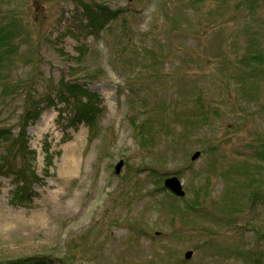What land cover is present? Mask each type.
I'll return each mask as SVG.
<instances>
[{"label":"rangeland","instance_id":"1","mask_svg":"<svg viewBox=\"0 0 264 264\" xmlns=\"http://www.w3.org/2000/svg\"><path fill=\"white\" fill-rule=\"evenodd\" d=\"M83 1L120 17L97 37L76 0H0V22L17 13L26 32L11 77L29 80L0 89V126L16 132L27 98H54L62 77L103 106L92 141L56 98L27 128L42 184L15 206L0 175V264H264V0ZM163 116L169 135L150 122ZM145 120L143 144L132 122ZM172 175L181 198L163 185Z\"/></svg>","mask_w":264,"mask_h":264},{"label":"trees","instance_id":"2","mask_svg":"<svg viewBox=\"0 0 264 264\" xmlns=\"http://www.w3.org/2000/svg\"><path fill=\"white\" fill-rule=\"evenodd\" d=\"M75 3L81 8L86 21L83 28L97 37L101 31H109V24L116 21L121 14L120 10L109 9L101 3L92 5L86 4L83 0H76ZM16 15L17 13H15V16L11 15L13 16L12 19L7 20L5 23L0 22V89L3 95L17 91L18 87L22 85L25 87L29 85V80L28 82L20 79L15 80L10 74V64L14 61V55L17 54L21 44L26 42V40L23 39L26 33L25 27L20 18H17ZM179 23L178 20L176 22L172 21V25L176 26L172 27L173 35H175L176 30H178L177 26ZM182 33L183 31L178 34ZM247 46L248 47L244 49V55L249 57V61L254 58H260L256 50L252 49L253 51L250 52L251 46H249V41H247ZM159 47H161V45H159ZM252 47L254 46L252 45ZM81 48L83 47H80V49L77 48L79 57L76 60L79 62L85 54ZM145 59L143 60L144 63L147 62ZM148 61L151 65L150 58ZM152 64L154 65L155 63ZM241 66L247 69L250 67L246 62H242ZM143 67L150 66L145 64ZM144 89L145 88L138 91H143ZM53 90L56 91L54 98H56L57 102H63L66 106L73 109V115L68 125L75 126V123H84L89 132L88 139L92 141L98 129L99 116L103 112V106H101L102 99L94 92H89L88 89L78 83V81H64L63 77ZM53 90H51V92ZM129 91L131 90L129 89ZM54 98L51 97V94L39 96V99L29 96L26 101V107L23 109L24 111L18 117V122L16 124L17 131L14 132L10 126H0V146L2 148V152L0 153V175L11 178L10 182L13 187L9 191V196H11L10 203L15 206H29L32 203L33 196H35V187L42 184V179L36 174L34 169L33 161L36 152L30 149L27 128L37 121L42 110L50 107V105L54 103ZM168 102L171 106L167 105L166 108L174 105V100H167L166 103ZM140 105L142 107L146 106L142 101ZM168 110L169 109L166 111ZM171 110L173 112V109ZM164 119V116L152 117L150 118V122L157 120L156 124H153V126L158 125L157 133L163 131L165 134L169 135L170 125H167ZM207 119L208 117L202 112L200 121H206ZM132 127H134L136 137H139L141 143L145 144L153 140V134L151 136L150 133L151 123H149V121L145 120L142 123L133 121ZM171 147V149H175V142L171 143ZM185 205H187L186 209L189 210V202L185 203ZM173 207L174 205H171V209H173ZM3 264H55V262L54 259L49 256H29L10 260Z\"/></svg>","mask_w":264,"mask_h":264},{"label":"water","instance_id":"3","mask_svg":"<svg viewBox=\"0 0 264 264\" xmlns=\"http://www.w3.org/2000/svg\"><path fill=\"white\" fill-rule=\"evenodd\" d=\"M199 154H200L199 151L193 152L191 155V160L198 158ZM123 164H124V161L121 159L114 166V170H115L116 174H118L121 171L120 169L123 166ZM163 185L167 190H169L172 194H174L178 197H183V195L185 194L184 189H182V184H181L180 179L177 178L175 175L165 177L164 181H163ZM185 253H186L185 259L190 258V256L192 255L190 250H186Z\"/></svg>","mask_w":264,"mask_h":264}]
</instances>
